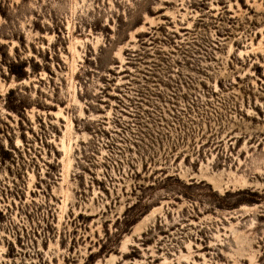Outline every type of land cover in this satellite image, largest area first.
<instances>
[{
	"label": "rangeland",
	"instance_id": "374dc122",
	"mask_svg": "<svg viewBox=\"0 0 264 264\" xmlns=\"http://www.w3.org/2000/svg\"><path fill=\"white\" fill-rule=\"evenodd\" d=\"M0 145V264H264V0H0Z\"/></svg>",
	"mask_w": 264,
	"mask_h": 264
},
{
	"label": "trees",
	"instance_id": "16d2710c",
	"mask_svg": "<svg viewBox=\"0 0 264 264\" xmlns=\"http://www.w3.org/2000/svg\"><path fill=\"white\" fill-rule=\"evenodd\" d=\"M25 68L26 66H19L13 62L7 65L10 77L15 78L17 81H22L27 78ZM15 95L16 91L14 90H11L7 93L5 108L10 112L18 114L19 116H24L26 112V105L23 102H18L15 99ZM21 119L24 120L23 117H21ZM0 150V161L4 164H6L7 161H11L14 164L15 160L13 158V152H11L9 149H5L2 145H0ZM15 150L16 149H14V151Z\"/></svg>",
	"mask_w": 264,
	"mask_h": 264
}]
</instances>
